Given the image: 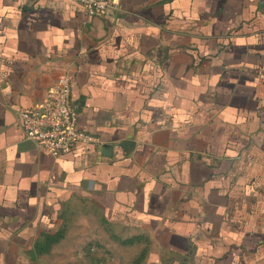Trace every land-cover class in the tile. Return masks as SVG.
Listing matches in <instances>:
<instances>
[{
	"label": "crops",
	"instance_id": "obj_1",
	"mask_svg": "<svg viewBox=\"0 0 264 264\" xmlns=\"http://www.w3.org/2000/svg\"><path fill=\"white\" fill-rule=\"evenodd\" d=\"M118 1L0 0V264H264V0ZM63 74L99 144L52 157Z\"/></svg>",
	"mask_w": 264,
	"mask_h": 264
},
{
	"label": "built area",
	"instance_id": "obj_2",
	"mask_svg": "<svg viewBox=\"0 0 264 264\" xmlns=\"http://www.w3.org/2000/svg\"><path fill=\"white\" fill-rule=\"evenodd\" d=\"M89 16L115 17L118 0H72ZM77 106L72 97L71 77L60 76L43 98L18 115V124L26 140L52 157L63 156L78 145L99 144V139L80 129Z\"/></svg>",
	"mask_w": 264,
	"mask_h": 264
},
{
	"label": "rangeland",
	"instance_id": "obj_3",
	"mask_svg": "<svg viewBox=\"0 0 264 264\" xmlns=\"http://www.w3.org/2000/svg\"><path fill=\"white\" fill-rule=\"evenodd\" d=\"M104 249H105V248H104ZM101 253L104 254V252H102V251H101ZM101 253H100V254H101Z\"/></svg>",
	"mask_w": 264,
	"mask_h": 264
}]
</instances>
